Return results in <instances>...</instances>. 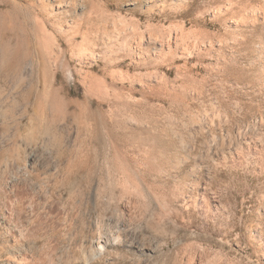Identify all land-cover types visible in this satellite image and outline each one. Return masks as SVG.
<instances>
[{"label":"rangeland","instance_id":"obj_1","mask_svg":"<svg viewBox=\"0 0 264 264\" xmlns=\"http://www.w3.org/2000/svg\"><path fill=\"white\" fill-rule=\"evenodd\" d=\"M24 262L264 264V0H0Z\"/></svg>","mask_w":264,"mask_h":264},{"label":"bare ground","instance_id":"obj_2","mask_svg":"<svg viewBox=\"0 0 264 264\" xmlns=\"http://www.w3.org/2000/svg\"><path fill=\"white\" fill-rule=\"evenodd\" d=\"M98 241H99V240H98ZM99 246L101 247V246H103V245L99 244ZM99 246H97V247H99ZM91 248H92V247H91ZM97 250H98V249H97ZM97 250H94V252H93V256H92V257L90 256L92 259H93V258H96V257L98 256V254H97L98 251H97ZM91 251H92V250H91ZM99 251H100V250H99ZM91 253H92V252H91ZM91 253H89V254H91ZM88 256H89V255H88ZM91 258H90V259H91ZM59 259H60V258H59ZM87 259H88V258H87ZM92 259H91V260H92ZM13 260H14V259H13ZM18 260H20V259L18 258ZM11 261H12V260H11ZM20 261H22V260H20ZM20 261H19V262H20ZM15 262H16V261H15ZM52 262H53V261H52ZM21 263H22V262H21ZM56 263H57V262H56ZM24 264H26V263L24 262Z\"/></svg>","mask_w":264,"mask_h":264}]
</instances>
